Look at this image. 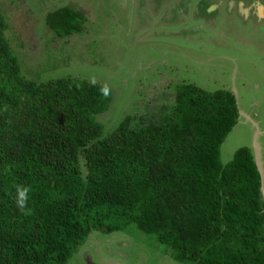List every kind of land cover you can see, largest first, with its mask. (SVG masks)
Returning <instances> with one entry per match:
<instances>
[{"label":"trees","instance_id":"16d2710c","mask_svg":"<svg viewBox=\"0 0 264 264\" xmlns=\"http://www.w3.org/2000/svg\"><path fill=\"white\" fill-rule=\"evenodd\" d=\"M6 4L48 27L50 50L82 33L78 5ZM8 29L0 9V264H65L91 232L132 227L177 264H264L252 151L239 147L225 164L219 157L238 119L230 92L180 84L158 112L124 115L105 131L97 120L111 102L105 86L36 80ZM15 185L31 187V214L17 209Z\"/></svg>","mask_w":264,"mask_h":264},{"label":"rangeland","instance_id":"374dc122","mask_svg":"<svg viewBox=\"0 0 264 264\" xmlns=\"http://www.w3.org/2000/svg\"><path fill=\"white\" fill-rule=\"evenodd\" d=\"M41 2L50 10L78 5L85 23L82 33L55 40L50 50L47 44L53 36L42 21L24 10L16 15V9L0 0L9 22L7 37L25 45L27 61L22 67L37 73L36 80L72 76L107 86L111 102L97 118L105 131L124 115L158 112L180 84L208 93L230 92L238 119L220 147V161L227 163L239 147L249 148L264 201L263 0ZM217 3L220 6L213 8ZM37 36L42 37L39 44ZM164 251L133 227L112 234L91 232L65 264H177Z\"/></svg>","mask_w":264,"mask_h":264},{"label":"clouds","instance_id":"9594fccd","mask_svg":"<svg viewBox=\"0 0 264 264\" xmlns=\"http://www.w3.org/2000/svg\"><path fill=\"white\" fill-rule=\"evenodd\" d=\"M101 94L104 97H107L109 95V89L107 86L101 89ZM31 191L32 189L30 186L15 185V204L17 209L24 215L31 214V208L28 207V201Z\"/></svg>","mask_w":264,"mask_h":264},{"label":"water","instance_id":"95a60500","mask_svg":"<svg viewBox=\"0 0 264 264\" xmlns=\"http://www.w3.org/2000/svg\"><path fill=\"white\" fill-rule=\"evenodd\" d=\"M45 30H46L47 32H49L48 27H46ZM43 36H44V34H43ZM260 184H261V186H260V192H261V195H262V179H261V177H260ZM262 196H263V195H262ZM262 198H263V197H262Z\"/></svg>","mask_w":264,"mask_h":264},{"label":"crops","instance_id":"0c3cea01","mask_svg":"<svg viewBox=\"0 0 264 264\" xmlns=\"http://www.w3.org/2000/svg\"><path fill=\"white\" fill-rule=\"evenodd\" d=\"M219 6H220V4L217 3V4H215V5L213 6V8H218ZM262 81L264 82V79H263ZM87 257L89 258V255H87ZM107 262H109V261L107 260ZM111 262H114V261H111Z\"/></svg>","mask_w":264,"mask_h":264},{"label":"flooded vegetation","instance_id":"af4514ba","mask_svg":"<svg viewBox=\"0 0 264 264\" xmlns=\"http://www.w3.org/2000/svg\"><path fill=\"white\" fill-rule=\"evenodd\" d=\"M16 1H19V0H16ZM66 5H68V4H66Z\"/></svg>","mask_w":264,"mask_h":264}]
</instances>
